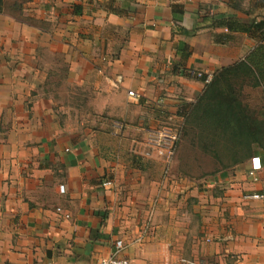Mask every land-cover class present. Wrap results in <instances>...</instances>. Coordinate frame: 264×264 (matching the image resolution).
<instances>
[{
    "label": "crops",
    "instance_id": "crops-1",
    "mask_svg": "<svg viewBox=\"0 0 264 264\" xmlns=\"http://www.w3.org/2000/svg\"><path fill=\"white\" fill-rule=\"evenodd\" d=\"M44 8V18L32 16L45 25L0 22V33L32 40L0 48V264H97L117 240L131 264H264V158L215 176L206 190L184 180L156 187L106 161L95 132L58 121L55 98L38 92L62 71V85L93 91L95 113L157 117L149 104L166 102L171 87L202 91L185 71L211 75L254 49L248 33L217 23L263 19L264 0H46Z\"/></svg>",
    "mask_w": 264,
    "mask_h": 264
},
{
    "label": "rangeland",
    "instance_id": "rangeland-1",
    "mask_svg": "<svg viewBox=\"0 0 264 264\" xmlns=\"http://www.w3.org/2000/svg\"><path fill=\"white\" fill-rule=\"evenodd\" d=\"M45 1L1 0L0 9L2 12H0V22L3 23L4 16H8L10 20L15 18L20 24L39 25V23H44L45 25L46 21L37 20L32 16L41 12L39 17H43V12H46L44 8ZM40 25L43 26V24ZM1 26L3 25L0 23ZM5 31L0 33V48L9 46L20 47V41L24 44L21 46H30L32 40L17 39L14 36L15 33ZM49 60L51 59H48L44 54L43 61L46 63ZM54 61H56V58H54ZM196 71L198 70L194 72ZM44 72L46 73L47 71ZM60 72H54L52 77L48 74L46 80L42 79L43 84L38 86V92L42 93L44 91V93H50L55 98L56 101L54 102L53 109L57 120L71 127H86L88 130L94 131V137L97 139L98 147L101 148L100 153L103 155V158L109 162L114 161L122 164L121 170L125 167L127 170L128 168H133L136 170L134 173H139L135 178L145 176L156 180V187H161L160 184L164 183V186L166 185L168 188L184 180L187 187L189 185L195 186L199 190H206L205 185L208 180L230 171L232 168L251 159L233 161L232 155L229 152L230 150H225L226 148L222 145L217 148L216 153L215 151H211V149L206 150L202 148L201 143L196 139L193 140L192 134L188 133L189 124L187 122L185 127L183 125V133L181 134L177 148L169 159L158 158L154 152L149 157L142 156L147 147V138L152 137L153 132L162 126L168 127L171 123H174L177 127L180 126L183 121L181 115L186 113L182 110L183 102L195 103L200 93L194 94L196 89H187L188 86H186L187 88L185 86L182 87V85L175 88L171 87L172 90L167 91L171 96H164L167 98L166 102L163 101L158 106H156V103L149 104L150 107L155 104L154 107L157 109V113H159L157 117L146 115V121H140L138 120V116H142L143 114H140L135 108L133 115L125 120L114 115L113 117L109 116L105 110L101 112L103 114L95 113L92 104L93 91L89 88L82 91L80 90L81 88L78 89L75 86L62 85L60 80H62L63 72ZM39 79L41 80V78ZM112 87H116H114V83ZM82 97L84 99L86 97V101H82ZM242 98L252 110L256 111L258 116L264 113V97L259 89L245 84L242 89ZM138 101L139 99L134 102ZM155 108L153 109L156 110ZM186 111L188 112L189 110L186 109ZM152 113L154 112L152 111ZM170 116L172 120H169ZM133 154L141 155L142 158L139 163L144 169L132 166V161H129V158Z\"/></svg>",
    "mask_w": 264,
    "mask_h": 264
},
{
    "label": "trees",
    "instance_id": "trees-1",
    "mask_svg": "<svg viewBox=\"0 0 264 264\" xmlns=\"http://www.w3.org/2000/svg\"><path fill=\"white\" fill-rule=\"evenodd\" d=\"M172 10L181 13L182 6L173 4ZM217 24L231 31L248 33L257 41V45L243 59L214 71L207 82V73L194 72V69L184 72L186 77L203 83V89L195 103L183 102L182 110L186 113L181 115L183 121L179 126L180 137L183 125L185 127L187 122L188 133L192 134L193 140L201 143L202 148L216 153L222 145L225 150H230L233 161L248 158L261 161L264 158V113L258 116L244 102L242 89L245 84H249L259 89L264 97V18L250 23L221 18ZM221 40L222 35H218L216 42ZM182 49H185V44H182ZM142 156H145L144 153ZM141 158V155L133 154L129 161H132L133 167L144 169L139 163Z\"/></svg>",
    "mask_w": 264,
    "mask_h": 264
},
{
    "label": "built area",
    "instance_id": "built-area-1",
    "mask_svg": "<svg viewBox=\"0 0 264 264\" xmlns=\"http://www.w3.org/2000/svg\"><path fill=\"white\" fill-rule=\"evenodd\" d=\"M198 75H201V73H198ZM210 78L211 75L209 74L206 78V82L209 81ZM119 82L120 80H117L114 85L118 84ZM128 97L135 101L140 98V94L138 92L129 90ZM169 120H172L171 116L169 117ZM152 135V137L147 138V147L144 151V155L149 157L151 153L154 152L155 156L158 158L169 159V157L174 154L177 142L179 141V126L177 127L174 123H171L168 127H160L158 130L154 131ZM254 159L258 158H253V160ZM64 191V185H59V192L64 193ZM252 197H258V195H252ZM124 248L125 246L121 240L115 241L112 255L101 257L97 264H131L129 259L121 256L120 254Z\"/></svg>",
    "mask_w": 264,
    "mask_h": 264
}]
</instances>
